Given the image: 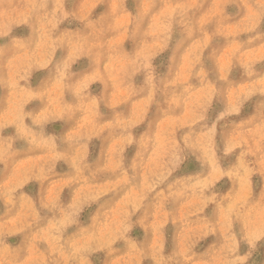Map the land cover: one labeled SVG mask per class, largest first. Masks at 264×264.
Here are the masks:
<instances>
[{
    "label": "rangeland",
    "instance_id": "rangeland-1",
    "mask_svg": "<svg viewBox=\"0 0 264 264\" xmlns=\"http://www.w3.org/2000/svg\"><path fill=\"white\" fill-rule=\"evenodd\" d=\"M0 264H264V0H0Z\"/></svg>",
    "mask_w": 264,
    "mask_h": 264
},
{
    "label": "bare ground",
    "instance_id": "bare-ground-1",
    "mask_svg": "<svg viewBox=\"0 0 264 264\" xmlns=\"http://www.w3.org/2000/svg\"><path fill=\"white\" fill-rule=\"evenodd\" d=\"M250 60V59H249Z\"/></svg>",
    "mask_w": 264,
    "mask_h": 264
}]
</instances>
